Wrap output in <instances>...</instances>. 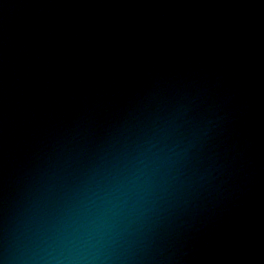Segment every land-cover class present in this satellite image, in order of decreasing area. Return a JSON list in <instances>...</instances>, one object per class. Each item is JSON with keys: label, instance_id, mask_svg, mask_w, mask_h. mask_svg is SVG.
I'll return each instance as SVG.
<instances>
[{"label": "water", "instance_id": "obj_1", "mask_svg": "<svg viewBox=\"0 0 264 264\" xmlns=\"http://www.w3.org/2000/svg\"><path fill=\"white\" fill-rule=\"evenodd\" d=\"M0 264H264V0H0Z\"/></svg>", "mask_w": 264, "mask_h": 264}]
</instances>
